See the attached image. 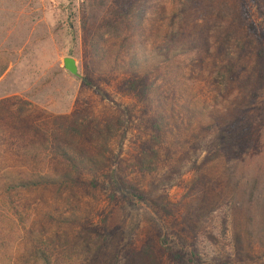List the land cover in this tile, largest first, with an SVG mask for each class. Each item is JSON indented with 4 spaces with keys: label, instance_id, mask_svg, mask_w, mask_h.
<instances>
[{
    "label": "rangeland",
    "instance_id": "374dc122",
    "mask_svg": "<svg viewBox=\"0 0 264 264\" xmlns=\"http://www.w3.org/2000/svg\"><path fill=\"white\" fill-rule=\"evenodd\" d=\"M164 1L171 9L170 0ZM185 7L176 39L190 52L179 63L191 70L192 80L180 70L178 84H169L167 63H160L170 56L164 52L142 67L159 76L167 141H174L163 145L159 170L147 174L132 166L147 139L141 104L116 86L131 74L129 49L109 39L94 54L83 29L86 0H0V264H45L44 257L51 264H108L120 233L125 246L128 241L137 248L159 228L170 244H185L186 251L196 241L201 264L235 262L236 247L248 264H264V78L250 83L252 91L244 88L264 49V0H191ZM154 17L160 21L148 50L168 45L160 47L166 39L160 11ZM67 56L76 59L79 76L64 67ZM214 115L222 123L231 119L230 133L240 142L197 171L204 157L193 152L195 135L203 136L198 125ZM108 124L114 135L107 140ZM67 155L82 166L91 158L99 164L103 171L97 174L84 169L86 179L122 165L159 204L138 197L122 203L100 188H59L55 181L69 169ZM179 156L182 162L174 168ZM41 177L54 183L40 184ZM21 180L34 182L16 188ZM87 218L101 234L83 228ZM156 257L159 264H171L162 249Z\"/></svg>",
    "mask_w": 264,
    "mask_h": 264
},
{
    "label": "trees",
    "instance_id": "16d2710c",
    "mask_svg": "<svg viewBox=\"0 0 264 264\" xmlns=\"http://www.w3.org/2000/svg\"><path fill=\"white\" fill-rule=\"evenodd\" d=\"M87 8L86 17L84 20L83 29L88 34V39L91 47L94 50V54L98 55L101 49V42L103 40L118 39L123 45L122 47H127L129 49L131 58L126 63L131 74L125 75L121 82L116 84L117 89L121 92L123 96L131 97L135 99V102L141 104V117L140 121L144 125V130L146 132V142L145 146L141 149L140 155H137L135 160H133L132 166L138 172L153 174L159 170L158 161L161 159L163 145L169 142L170 147L174 145V141H167L166 135V118L167 114L165 112L166 105L159 95L160 85H158V77L154 74L151 75V70L143 71L142 67L148 65V63L153 60L151 57L158 59L159 55L168 54L170 55L167 59L160 60V63H167V71L165 74L169 80V84L177 85L179 77L181 75L186 76L187 79L192 80L191 70L184 71V67L180 65L179 61L181 56L184 54H189V51H184V48L178 44V35L181 33V20L182 16L186 10L182 6L187 5L191 0H170V6H167V2L160 0H86ZM256 2V0H252ZM259 3H256L258 6ZM260 8V5H259ZM170 9V10H169ZM244 14L248 16L247 9H243ZM160 11L163 24L161 28H166L164 37H166L165 42L160 45H167L165 48L158 49L157 46L153 47L152 50H148V40L152 36V31L155 28V24L160 21V18L153 20L155 12ZM173 15H172V14ZM150 22V25L148 24ZM248 27L251 30L256 29L253 22L248 23ZM162 31V30H160ZM176 31V32H175ZM174 32V33H173ZM176 35L177 37L173 36ZM163 37V38H164ZM101 46V47H100ZM104 49H101V51ZM191 50V49H190ZM104 58H107L106 56ZM173 60L176 61L177 67H174ZM255 71L249 75L250 79H246L244 82V88H250V83L252 81L261 84V79L264 78V49L259 50L255 57ZM166 62V63H165ZM117 63V61H116ZM161 64V65H162ZM171 64V69L170 65ZM156 70H160L161 67L158 63L155 65ZM179 68V69H178ZM181 70V75H180ZM143 71V72H142ZM225 73L230 72L229 68H225ZM129 76V77H128ZM153 76V77H152ZM262 76V78H261ZM264 80V79H262ZM84 84L90 86L92 83L89 78L84 79ZM251 90V88H250ZM168 91V92H167ZM166 91V96L164 98H169L168 95L170 90ZM252 91V90H251ZM105 98V97H104ZM156 104L154 107V105ZM129 114H133L132 110L126 109ZM224 111L229 115L230 110L228 107L224 108ZM237 111H240L238 108ZM145 113L150 114L147 119H145ZM145 119V120H144ZM144 120V121H143ZM226 119H224L225 121ZM223 123L219 120V116H213L207 123H199V128L203 131V136L200 138L199 133L196 136L193 146V152H202L201 164L193 166L197 171H200L201 165L205 166L207 163L217 159L222 152H227L232 145L236 143L239 144V139L237 135L230 133L231 119L226 120ZM168 124V123H167ZM111 124L106 125L107 130V140L113 136L111 130ZM60 141H63L65 137H58ZM67 144L70 140L64 139ZM72 142V141H71ZM58 148H62V144H57ZM62 146V147H61ZM65 149V147H63ZM184 152V151H183ZM182 152V153H183ZM205 152V153H204ZM170 153V149H168ZM199 154L197 156H199ZM226 154V153H225ZM175 156L171 155L170 160L174 159ZM66 159L70 162L69 169L65 172V175L61 177L55 183L60 185L71 184L77 185L84 190L88 191L90 189H101L104 193H110L115 198H120L122 203L124 201L132 203L134 197L149 201L152 206L159 204L157 199L154 197L153 192H148L141 189L134 181L128 178V175L124 174L123 166L116 165L114 167H107L108 173H105L103 177L93 176L91 178H84L83 171L88 169L89 172L97 174L99 171H103L96 161H93L91 157L89 162L90 165L82 166L78 163L75 158L69 157L67 155ZM183 159V155H181ZM180 156L176 158L171 166L179 167L182 162ZM180 162V163H179ZM89 166V167H88ZM88 167V168H87ZM49 177H41V179L36 180L40 184L54 183ZM34 181H23L16 186L20 188L21 186H26L33 184ZM159 208H166L165 204L159 205ZM158 208V209H159ZM83 228L88 231H95L98 234L100 230H97L90 218L83 224ZM159 234L148 238L143 245L140 247H134L132 242H126V246L121 240H124L123 232L119 234L118 239L115 241V248L113 259L109 260L108 264H159L158 258L156 257L157 249H162L163 253L168 256L169 262L171 264H201L199 254V249L197 242L191 243V250H185V244L182 246L170 244L167 239H165V234H161V228H159ZM190 231L192 229H189ZM193 232V230H192ZM111 233H114L112 231ZM195 234V232L193 233ZM164 237V238H163ZM108 240H110L108 238ZM107 240L102 241L97 247L98 256L103 254V247L106 245ZM236 259L235 262H222L218 264H248L243 260L241 255V249L236 247L235 249ZM43 261L45 264H51V262L44 257ZM252 264V263H250Z\"/></svg>",
    "mask_w": 264,
    "mask_h": 264
},
{
    "label": "water",
    "instance_id": "95a60500",
    "mask_svg": "<svg viewBox=\"0 0 264 264\" xmlns=\"http://www.w3.org/2000/svg\"><path fill=\"white\" fill-rule=\"evenodd\" d=\"M64 67L75 76H79V67L76 59L71 56H67L63 59Z\"/></svg>",
    "mask_w": 264,
    "mask_h": 264
}]
</instances>
